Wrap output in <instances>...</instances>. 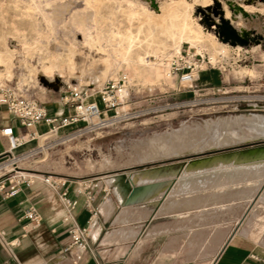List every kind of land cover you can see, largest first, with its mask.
I'll list each match as a JSON object with an SVG mask.
<instances>
[{
    "label": "rangeland",
    "instance_id": "rangeland-1",
    "mask_svg": "<svg viewBox=\"0 0 264 264\" xmlns=\"http://www.w3.org/2000/svg\"><path fill=\"white\" fill-rule=\"evenodd\" d=\"M229 1L0 0V52L3 51L0 54L8 52L14 56L11 61V78L1 79L0 88H11L53 113L65 108L66 114L72 113L63 104L69 87H89L91 94L83 102L102 109L99 118L107 121L106 127L61 144L56 143L57 136L44 133L38 140V148L21 155L18 154L23 150L21 148L14 152V156L19 159L15 170L30 175L90 180L91 185L98 183L99 189L102 187V178L106 176L107 186L111 188L108 189V197L112 196V190L116 194L111 203L120 204L122 212L135 214V219L142 220L126 224L142 232L140 242L128 244L135 245L129 249L133 250L134 257L145 255L151 263L167 260L190 263L201 261L208 264L227 238L234 232L241 233V230V234L258 247L257 250L261 253L264 251V205L258 202L264 194V132L246 124L244 120L239 121L231 128L239 134L240 140L224 139L209 146L221 133H227L228 129L218 128L215 124L209 129L205 126V122L211 123L222 118L234 121L239 115H264V14H246L248 34L242 36L237 33L248 43L244 45L234 42L222 34L223 22L234 29L232 13L226 9ZM248 2L253 5L264 4V0H237L238 6ZM85 8L88 9L83 10ZM144 10L156 21L152 23L151 18L142 15ZM168 11L171 15L164 20L165 24L173 28L175 39L179 37L178 30L186 19L209 37L210 40L207 37L201 47L202 52H195L183 42L181 53L176 55L173 53V41L167 42L164 29L160 31V28L156 33L155 22L162 21V16ZM74 12L85 14L89 24L100 15L98 20L103 36L106 37L111 30L134 31L132 34L138 36L143 44L151 33L168 43L170 46L167 52L172 55L168 70L170 81L145 84L133 79L126 85L127 99L124 100L126 96L121 98L119 90L124 85L122 81H125L121 71H108L100 55L83 46L82 33L71 23ZM46 20L49 21L51 31ZM116 26H119L118 29ZM151 46L144 50L148 54L153 52L146 56L154 61V53L161 55L162 50L155 45ZM70 48L76 51L72 59H75L79 71L56 72L53 79L44 76L41 72L42 60L66 59V55H70ZM182 52L185 55L189 53L204 57L205 66L202 71L209 70L221 76L223 73L224 86L216 89L200 86L199 74L194 83H181L171 66L172 59L181 57ZM82 56L87 59L81 65ZM91 73H96V77ZM87 78H92L94 82H87ZM107 82H120L114 94L124 100H119V106L111 110L104 109L102 102L101 88ZM253 97H257L260 102H253ZM237 99L240 101L237 102ZM68 108L70 111H66ZM84 126L81 123L62 128L58 135ZM173 138L184 140L187 148L177 155L147 161L143 159L148 148L159 147L162 143L166 145ZM5 168L12 170L14 167L6 164ZM133 174L139 176V180L147 174L152 175L149 182L144 184L143 192L142 185L126 191L125 197L139 199L132 205H126L124 199L117 195L116 188L124 185L123 176L128 179ZM109 179L112 181L109 182ZM166 201L169 203L168 210L164 209ZM131 207L138 212L131 211ZM114 220L115 217L111 223ZM167 223L174 224V228L146 237L145 230L151 225Z\"/></svg>",
    "mask_w": 264,
    "mask_h": 264
},
{
    "label": "crops",
    "instance_id": "crops-1",
    "mask_svg": "<svg viewBox=\"0 0 264 264\" xmlns=\"http://www.w3.org/2000/svg\"><path fill=\"white\" fill-rule=\"evenodd\" d=\"M198 82L200 86L211 89L221 88L225 84L223 73L221 76L220 73L209 70L199 73ZM64 109L54 113L47 110L50 115L66 116L68 112L65 114ZM6 128H12L16 136L27 140L21 147L23 150L18 153L20 155L39 147V139H29L32 132L42 135L49 129L45 123H40L35 130H27L6 107L0 106V164L7 161L10 148L8 137L2 133ZM54 177L58 178L56 180L65 181L66 185L53 190L41 177H36L33 184L19 186L12 196L0 193V231L5 232L7 243L5 248L0 244V264H206L201 261L190 263L167 260L151 263L145 255L134 257L133 250L129 248L135 245L128 244L140 242L142 232L126 224L142 220L135 219V214L122 212L120 204L111 203L116 194L112 190V196L108 197V189L111 188L107 186L106 176L100 182V189L97 187L98 183L92 185V203L87 202V193H78L79 185L87 180ZM65 189L68 190L71 200L78 201L74 217L78 225L88 230L86 246L72 245L69 223L64 222L67 210L61 194ZM258 202L264 205V194ZM31 207L39 213V222L26 219V212ZM134 207L130 210L138 212ZM97 211L99 212L94 215ZM114 217L115 220L111 223ZM117 226L119 227L115 228ZM172 228L174 224L169 223L151 225L145 230L146 237ZM241 233H232L208 264H258L252 256L264 262V251L261 253L257 250L258 247L251 239ZM261 243L263 244L262 241Z\"/></svg>",
    "mask_w": 264,
    "mask_h": 264
},
{
    "label": "bare ground",
    "instance_id": "bare-ground-1",
    "mask_svg": "<svg viewBox=\"0 0 264 264\" xmlns=\"http://www.w3.org/2000/svg\"><path fill=\"white\" fill-rule=\"evenodd\" d=\"M96 1V0H95ZM249 1V0H246ZM19 2V1H18ZM31 2V0H30ZM33 2V1H32ZM35 4V3H34ZM87 4V3H86ZM48 5V4H47ZM33 6V5H32ZM36 6V5H35ZM85 6V5H84ZM90 7V6H89ZM36 8H39L36 6ZM172 8V7H171ZM29 9H31L29 7ZM35 9V8H34ZM88 9V8H87ZM86 8L83 10H87ZM95 9V8H94ZM98 9V8H97ZM226 9L227 11H231L232 13V19L231 22L234 26V31L237 33H241L242 36H244V34H248V32H246V23H245V15L246 14H251V15H256L257 13H261L264 14V4H258V5H253V4H249L248 3H244L241 4V6H238L237 4V0H230L228 2V4L226 5ZM22 10V9H21ZM24 10V9H23ZM38 10V9H37ZM96 10V9H95ZM170 10V8H169ZM176 10V9H175ZM174 10V11H175ZM36 11V10H35ZM40 11V10H39ZM34 12V11H33ZM87 12V11H86ZM94 12V11H93ZM143 12V11H142ZM187 12V11H186ZM27 13V12H26ZM45 13V12H44ZM144 16H146V18L148 19H152L151 14L148 11L143 12ZM185 13V12H184ZM21 14V13H20ZM95 14V13H94ZM130 14V13H129ZM128 14V16H129ZM165 15L162 16V21L160 22H155V30L156 33L159 31L158 29H160V31L162 29H164L163 31L166 34L167 37V42L169 41H173L172 43V48H173V53H175L176 55L181 53V49H182V43L186 42L189 45L190 49L195 50V52H202L201 51V47L203 45V43L207 40V37L205 35V33L201 30V28L199 27H195L192 25V23L189 21V19L184 20V22L181 24L180 28H179V39H175V33L174 30L171 26H168L167 24H165V18L167 16H170L171 13L168 11V13H164ZM34 15V14H32ZM37 15V14H36ZM182 15V14H181ZM190 15V14H189ZM26 16V15H25ZM42 16V14H41ZM40 16V17H41ZM47 16V15H46ZM72 16V15H71ZM89 16V15H88ZM92 16V15H91ZM100 16V15H99ZM99 16L93 20L92 24H89L86 20L85 14H73L72 18H71V23L76 27L77 30H79L82 35H83V46L89 48L90 50H94L96 53H98L100 55V57L104 60L107 70L111 71L112 69L116 70H120L121 71V76L125 79V84L120 87L119 90V95L120 97L124 98L127 95V84H130L132 82L133 79H137L138 81H142L145 84H157V83H161V82H168L170 81V77H169V66H170V61L172 58V55L169 54V52H167V49L169 48V44L166 42H163L161 40L158 39V37L151 33L150 37L148 38V40H146V43L143 44V42L141 41V39L138 36H134L132 33L134 32H127V31H115V30H111L110 31V35L108 37L103 36V31L101 29V23H99ZM102 16V15H101ZM173 16V15H172ZM35 17V16H34ZM44 17V16H43ZM95 17V16H94ZM45 18V17H44ZM89 18V17H88ZM101 18V17H100ZM132 18V16H131ZM169 18V17H168ZM177 18V17H175ZM185 18V17H184ZM28 19V18H27ZM147 19V20H148ZM157 19V18H156ZM160 20V18H158ZM165 19V20H164ZM179 19V18H177ZM33 20V18H32ZM152 19V23H153ZM174 20V19H172ZM181 20V19H180ZM183 20V19H182ZM4 21V20H3ZM19 21V20H18ZM101 21V20H100ZM146 21V19H145ZM144 21V22H145ZM156 21V20H155ZM192 21V20H191ZM42 22V21H41ZM47 23V26L49 28V30L51 31V27L50 24L48 23L49 21H45ZM44 22V23H45ZM147 22V21H146ZM150 22V23H151ZM174 23L175 20L173 21ZM194 22V20H193ZM51 23V22H50ZM67 23V22H66ZM118 23V22H117ZM143 23V22H142ZM170 23V22H169ZM173 23V24H174ZM181 22H179L178 24H180ZM43 24V23H42ZM172 24V25H173ZM46 25V24H45ZM52 25V24H51ZM115 25V24H113ZM142 25V24H141ZM35 26V25H34ZM112 26V25H111ZM150 26V25H148ZM154 26V25H153ZM43 27V26H42ZM117 27V26H116ZM119 27V26H118ZM117 27V29H118ZM141 27V26H140ZM113 28V27H112ZM143 28V27H142ZM149 28V27H148ZM116 29V28H115ZM122 29V28H120ZM139 29V28H138ZM141 29V28H140ZM175 29V28H174ZM14 30V29H13ZM128 30V29H127ZM142 30V29H141ZM158 30V31H157ZM38 31V30H37ZM149 31V30H147ZM154 31V30H153ZM162 31V32H163ZM39 32V31H38ZM46 32V31H45ZM105 32V30H104ZM139 32V31H138ZM136 32V33H138ZM146 32V31H145ZM152 32V31H150ZM149 32V33H150ZM142 33V32H141ZM155 33V31H154ZM237 33V34H238ZM163 34V35H165ZM53 35V34H52ZM138 35V34H137ZM145 36V34H144ZM143 36V37H144ZM45 37V36H44ZM141 37V36H140ZM146 37V36H145ZM246 37V36H245ZM56 38V37H55ZM147 38V37H146ZM209 39V37H208ZM26 40V39H25ZM145 40V39H144ZM177 40V41H176ZM210 40V39H209ZM62 42V41H61ZM63 43V42H62ZM41 44V43H39ZM64 44V43H63ZM81 44V45H82ZM68 45V44H67ZM72 45V44H71ZM151 45H155L156 47H159V49L162 50V54L158 55L156 53H154L153 56H155V60L151 61L148 56H146V54H148L147 52H145L144 49H146L148 46ZM219 45V44H218ZM66 46V45H65ZM206 46V45H205ZM208 46V45H207ZM214 46V45H213ZM26 47V46H25ZM152 47V46H151ZM221 47V46H220ZM224 47V46H223ZM222 47V50H223ZM74 48V47H73ZM206 48V47H205ZM4 49V48H3ZM71 49V48H70ZM156 49V48H155ZM204 49V48H203ZM213 49V48H212ZM153 50V49H152ZM209 50V49H208ZM142 51V53H140ZM147 51V50H146ZM216 51V50H215ZM17 52V51H16ZM15 52V53H16ZM20 52V50H19ZM24 52V51H23ZM21 52V53H23ZM43 52V51H42ZM81 52V51H80ZM89 52V50H88ZM152 52V51H151ZM0 53H3L0 52ZM18 53V52H17ZM36 53V52H35ZM53 53V52H52ZM61 53V52H60ZM76 53V51L74 49L70 50V55H66V59L62 58L61 60H55L52 59L50 61L47 60H42L41 64V72L44 76H47L49 78H54V74L56 72H58L59 74H61L62 72H75L77 71V67L75 64V59H72L74 57H72L74 54ZM86 53V52H84ZM90 53V52H89ZM153 53V52H152ZM151 53V54H152ZM216 53V52H214ZM218 53V52H217ZM25 54V53H24ZM28 54H30L28 52ZM83 54V52H82ZM148 54V55H151ZM160 54V53H159ZM16 55V54H15ZM55 55V54H53ZM79 55V54H78ZM95 55V54H94ZM21 56V55H20ZM36 56V55H35ZM64 56V55H63ZM181 56V55H180ZM14 56L11 53H6L5 55L0 54V80L7 78L10 79L11 78V61L12 58ZM34 57V56H33ZM39 57V56H38ZM50 57V56H49ZM57 57V56H56ZM55 57V58H56ZM95 57V56H94ZM24 58V57H23ZM36 58V57H34ZM41 58V57H40ZM39 58V59H40ZM176 58H180V57H174L172 59V62L174 60H176ZM215 58V57H214ZM38 59V60H39ZM43 59V58H42ZM87 58H85L84 56L81 57V65L86 61ZM90 60V59H89ZM33 61V60H32ZM14 63V62H13ZM80 63V62H79ZM102 63V62H101ZM89 65V64H88ZM13 66V65H12ZM14 68V67H13ZM96 68V67H95ZM99 68V67H98ZM103 68V67H102ZM80 69V68H79ZM172 69V68H171ZM86 70V69H85ZM84 70V71H85ZM31 71V70H30ZM79 71V70H78ZM77 71V72H78ZM106 71V72H108ZM90 72V71H89ZM105 72V73H106ZM114 72V73H115ZM104 73V74H105ZM86 74V73H85ZM93 74V73H91ZM96 74V73H94ZM93 74V76H95ZM110 74V73H109ZM108 74V75H109ZM89 75V73H88ZM34 76V75H32ZM92 76V77H93ZM96 77V76H95ZM98 77V76H97ZM197 77V74L195 75V78ZM108 78V77H106ZM99 81V80H98ZM87 82L89 83H93L94 81L92 80V78H87ZM166 84V83H165ZM170 84V83H169ZM2 85V84H1ZM190 85V84H188ZM5 88V87H3ZM103 102V99H102ZM98 109L99 107L96 106ZM257 114V113H256ZM261 114V113H260ZM245 121L246 124H251L252 126H255V128L259 129L260 131L264 132V115L263 116H252V115H239V117H236L234 119V121H228L226 119H218V121H213L211 123L209 122H205V126L206 129H209L213 124H215L218 128L220 127H227L228 131L227 133L223 134L221 133V135H219L218 137H216V139L209 144V146H213L218 142L223 141L224 139H227L228 141H236V140H240V136L239 134L234 131L231 126L233 124H238L239 121ZM198 128V126H197ZM221 129V128H220ZM236 130V129H235ZM248 134V133H247ZM177 135V134H176ZM246 139V138H245ZM27 141V140H26ZM153 143V142H152ZM167 143H169L168 147ZM157 146L148 148L146 150V152L143 155V159L144 160H150V159H154V158H160V157H165V156H170V155H177L180 153V151H183L184 149L187 148V144L184 142V140H180V139H169L168 142H166L163 144H159ZM104 162L106 163L107 161L104 160ZM232 165V164H231ZM250 165V164H249ZM6 169V168H5ZM191 169V168H190ZM158 172V171H157ZM219 172V171H218ZM217 172V173H218ZM147 173V172H146ZM192 173V172H191ZM212 173V172H211ZM220 173V172H219ZM257 173V172H256ZM175 174V173H174ZM177 174V173H176ZM214 174V173H213ZM140 175V174H139ZM152 174H147L145 176H142V179L139 180V176L137 175H130L129 178L127 179L126 177H122V180L124 182V185L122 187L117 186L116 188V193L117 195L121 198L124 199L125 204L126 205H132L134 202L138 201L139 199H135V198H129V197H125L126 191H130L131 187H139L140 185H142V192L144 191V184L149 182V179L151 177ZM189 175V174H188ZM210 175V174H209ZM157 176V174H156ZM159 176V175H158ZM199 176V175H196ZM264 176V173H263ZM200 177V176H199ZM160 179V178H159ZM109 182L112 181V179L108 180ZM159 181V180H158ZM182 181V180H181ZM180 181V182H181ZM161 182V181H160ZM157 184V183H156ZM173 184V183H172ZM149 185V184H147ZM151 185V183H150ZM170 185V184H169ZM146 186V185H145ZM169 187V186H168ZM223 187V186H221ZM148 189V188H147ZM167 189V188H166ZM173 189V188H172ZM168 190V189H167ZM171 190V189H169ZM161 191V190H160ZM176 191V190H175ZM148 192V191H147ZM151 192V191H150ZM171 192V191H169ZM140 193V192H139ZM156 195V192H154ZM159 193V192H158ZM157 193V194H158ZM166 192H164V194H166ZM142 194V193H141ZM147 194V193H146ZM173 194H175L173 192ZM189 194V193H188ZM192 194V193H191ZM154 195V196H155ZM170 195V194H169ZM150 196V194H149ZM153 196V195H151ZM150 196V197H151ZM158 196V195H157ZM160 196V195H159ZM131 197V196H130ZM163 197V196H162ZM161 197V198H162ZM141 198V197H140ZM149 198V197H148ZM153 198V197H152ZM151 198V199H152ZM146 199V198H144ZM165 210L169 209V203L166 201L165 206H164Z\"/></svg>",
    "mask_w": 264,
    "mask_h": 264
},
{
    "label": "built area",
    "instance_id": "built-area-1",
    "mask_svg": "<svg viewBox=\"0 0 264 264\" xmlns=\"http://www.w3.org/2000/svg\"><path fill=\"white\" fill-rule=\"evenodd\" d=\"M205 66V58L202 56L184 54L182 52L180 58H176L172 62V72L179 76L180 82L184 84H192L196 80L195 75L199 74ZM125 84V81H122ZM120 82L117 84L112 82L105 83L101 88V95L103 99V108L107 110L115 109L119 106L121 100L120 97H116L114 94L115 89L118 88ZM89 87L75 86L69 87L68 94L63 98V104L68 106L72 113H68L66 116H54L48 113L46 107L37 103L35 100H31L27 97L17 94L11 88H0V106H4L18 120L19 124L27 130H35L36 126L40 123H45L49 129L47 133L51 136H57L56 143L61 144L71 141L78 136L85 133H93L95 130L104 128L107 126V121L100 117L102 109H98L95 105L85 104L83 101L89 94H91ZM120 100V101H119ZM253 102L259 103L257 97L251 98ZM240 99H237L239 102ZM255 106V105H254ZM258 107V105H256ZM68 110L70 111V109ZM99 120L98 123L95 121ZM85 124L84 127L65 133L64 135H58V131L65 127L76 126L79 124ZM2 133L8 137L10 148L7 153L8 160L0 164V193H4L6 196H12L18 191V187L23 184H33L36 177H41L42 181L49 185L53 190H58L61 186H65L66 182L56 180L54 176L27 174L22 171H16L17 157L14 156V152L21 148L26 140L24 137L16 136L12 128H6ZM42 135H38L36 132H32L29 135V139H39ZM10 164L14 168L12 170H6L5 165ZM92 181L87 180L82 185H79L78 193H87L86 199L88 203H92L94 195L92 193ZM61 197L66 205L67 216L64 222L69 223V234L72 238V245L74 246H86L88 230L86 227L78 225L75 217L74 210L78 205L77 200H71L68 197V190L65 189ZM99 211L94 212L96 215ZM26 219L31 222H39L41 217L37 210L31 207L26 212ZM5 232L0 231V244L3 248L7 246L5 239ZM252 258L258 262V264H264L258 257L252 256Z\"/></svg>",
    "mask_w": 264,
    "mask_h": 264
},
{
    "label": "water",
    "instance_id": "water-1",
    "mask_svg": "<svg viewBox=\"0 0 264 264\" xmlns=\"http://www.w3.org/2000/svg\"><path fill=\"white\" fill-rule=\"evenodd\" d=\"M222 28H223L222 34L225 35L227 39H231L234 42L244 45L248 43V40L242 39L241 37L238 36V34L233 30L230 24L223 22ZM258 42L260 43V41Z\"/></svg>",
    "mask_w": 264,
    "mask_h": 264
}]
</instances>
